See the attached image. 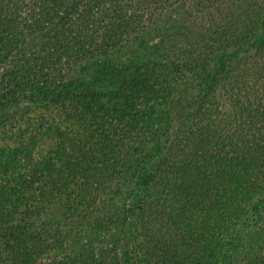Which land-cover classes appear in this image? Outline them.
I'll return each mask as SVG.
<instances>
[{"label": "trees", "instance_id": "16d2710c", "mask_svg": "<svg viewBox=\"0 0 264 264\" xmlns=\"http://www.w3.org/2000/svg\"><path fill=\"white\" fill-rule=\"evenodd\" d=\"M0 264H264V0H0Z\"/></svg>", "mask_w": 264, "mask_h": 264}, {"label": "rangeland", "instance_id": "374dc122", "mask_svg": "<svg viewBox=\"0 0 264 264\" xmlns=\"http://www.w3.org/2000/svg\"><path fill=\"white\" fill-rule=\"evenodd\" d=\"M73 1V3H79V2H81L82 0H72Z\"/></svg>", "mask_w": 264, "mask_h": 264}]
</instances>
